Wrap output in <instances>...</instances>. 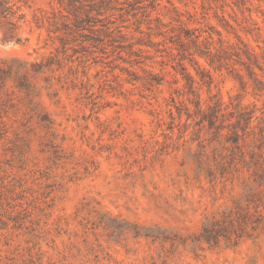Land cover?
<instances>
[{
  "label": "rangeland",
  "instance_id": "rangeland-1",
  "mask_svg": "<svg viewBox=\"0 0 264 264\" xmlns=\"http://www.w3.org/2000/svg\"><path fill=\"white\" fill-rule=\"evenodd\" d=\"M0 264H264V0H0Z\"/></svg>",
  "mask_w": 264,
  "mask_h": 264
},
{
  "label": "trees",
  "instance_id": "trees-1",
  "mask_svg": "<svg viewBox=\"0 0 264 264\" xmlns=\"http://www.w3.org/2000/svg\"><path fill=\"white\" fill-rule=\"evenodd\" d=\"M2 6H3V8H6V6H5V3H4V2H2Z\"/></svg>",
  "mask_w": 264,
  "mask_h": 264
}]
</instances>
